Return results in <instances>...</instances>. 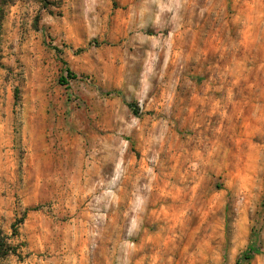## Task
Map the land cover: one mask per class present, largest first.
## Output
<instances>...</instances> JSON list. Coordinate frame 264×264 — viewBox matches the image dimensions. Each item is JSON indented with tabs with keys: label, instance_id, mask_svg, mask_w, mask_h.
<instances>
[{
	"label": "rangeland",
	"instance_id": "rangeland-1",
	"mask_svg": "<svg viewBox=\"0 0 264 264\" xmlns=\"http://www.w3.org/2000/svg\"><path fill=\"white\" fill-rule=\"evenodd\" d=\"M47 1L1 26L0 264H264V0Z\"/></svg>",
	"mask_w": 264,
	"mask_h": 264
},
{
	"label": "trees",
	"instance_id": "trees-1",
	"mask_svg": "<svg viewBox=\"0 0 264 264\" xmlns=\"http://www.w3.org/2000/svg\"><path fill=\"white\" fill-rule=\"evenodd\" d=\"M40 1L44 4H49V3H47L48 2L47 0H40ZM13 2H14V0H0V68L2 66V63H1V61H2V57H1V28L2 27L1 26H2V21L4 18V10L8 4H12ZM67 75L72 76V73L70 70H67Z\"/></svg>",
	"mask_w": 264,
	"mask_h": 264
}]
</instances>
